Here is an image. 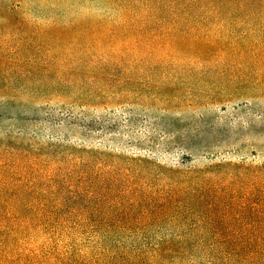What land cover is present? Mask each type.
<instances>
[{"label": "rangeland", "instance_id": "rangeland-1", "mask_svg": "<svg viewBox=\"0 0 264 264\" xmlns=\"http://www.w3.org/2000/svg\"><path fill=\"white\" fill-rule=\"evenodd\" d=\"M11 5L14 17L0 13V164L29 153L43 182L49 166L81 159L107 180L174 196L176 210L132 243L264 247V0H209L206 22L183 24L212 45L209 63L193 58L192 72L178 73L165 58L138 56L127 82L124 70L69 60L63 13L88 9L89 0H0ZM134 83L132 100L117 95ZM140 92L149 95L146 107L137 103ZM207 168L193 181L208 200L195 209L198 229L178 215V201L190 195L178 190L185 170Z\"/></svg>", "mask_w": 264, "mask_h": 264}, {"label": "trees", "instance_id": "trees-1", "mask_svg": "<svg viewBox=\"0 0 264 264\" xmlns=\"http://www.w3.org/2000/svg\"><path fill=\"white\" fill-rule=\"evenodd\" d=\"M89 1L88 9L74 7L63 13L73 50L69 60L92 64L95 59L109 70L126 73L136 57L149 54L177 65L178 73L182 67L192 72L193 58L204 66L209 63L212 45L205 38L198 40L195 28L183 27L196 19L208 20L209 0ZM2 12L15 16L13 5L0 7ZM141 71L145 74V68ZM129 73L126 82L135 75ZM107 78L114 82L117 75ZM146 83L141 82L140 88L148 92ZM135 84L117 95L132 100L139 89ZM138 99V104L149 105L147 93L140 92ZM75 151L81 155L80 148ZM40 169L29 153L0 164V264H264V247L132 243L138 234L144 241L146 227L176 210L174 196L168 199V194L156 195L154 189L144 192L137 184L107 180L100 168L81 159L49 166L41 176L43 182L34 177ZM208 170H185L186 184L178 190L190 193L184 202L178 201V215L198 229L195 209H204L208 200L204 190L197 197L202 187L193 181L205 179ZM166 187L176 192L177 183L170 180ZM129 226L132 231L125 229Z\"/></svg>", "mask_w": 264, "mask_h": 264}]
</instances>
